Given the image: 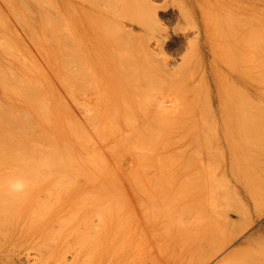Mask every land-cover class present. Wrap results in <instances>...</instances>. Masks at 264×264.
I'll use <instances>...</instances> for the list:
<instances>
[{"label":"rangeland","instance_id":"374dc122","mask_svg":"<svg viewBox=\"0 0 264 264\" xmlns=\"http://www.w3.org/2000/svg\"><path fill=\"white\" fill-rule=\"evenodd\" d=\"M171 4L160 16L172 34ZM172 35L182 41L167 51L177 65L187 37ZM67 50V0H0V216H99L102 264H187L225 238L205 264H264V41L250 50L260 60L256 87L237 73L227 81V124L241 130L228 149L201 93L209 122L185 133L182 121L160 136L98 134L85 125L82 90L69 84ZM110 153L116 166L104 168Z\"/></svg>","mask_w":264,"mask_h":264},{"label":"bare ground","instance_id":"6f19581e","mask_svg":"<svg viewBox=\"0 0 264 264\" xmlns=\"http://www.w3.org/2000/svg\"><path fill=\"white\" fill-rule=\"evenodd\" d=\"M171 3L176 16L168 21L177 23L172 34L187 37L185 54L177 65L167 51L171 45L181 49L182 41L173 40L171 26L160 16L169 0H67V76L70 86L84 94L85 125L112 137L158 136L159 127L178 123L170 129L172 133L183 121L185 133L192 122H209L204 115L207 111L197 103L201 93L212 115L210 121L219 124L215 131L228 149V139L240 129L227 124L233 99L225 87L235 73L252 87L258 82L260 60L250 50L258 51L264 41V0ZM18 5L24 6L22 2ZM181 21L189 27H180ZM167 88L181 94L172 97ZM195 133L201 135L202 127ZM114 154L105 155L104 168H115ZM125 158L133 163V157ZM146 165L152 166L150 161ZM106 174L104 181H126L115 173ZM99 233V216H0V264H102ZM222 244L201 249L187 264H205ZM237 252L225 254L220 261Z\"/></svg>","mask_w":264,"mask_h":264},{"label":"clouds","instance_id":"9594fccd","mask_svg":"<svg viewBox=\"0 0 264 264\" xmlns=\"http://www.w3.org/2000/svg\"><path fill=\"white\" fill-rule=\"evenodd\" d=\"M12 187L18 190L21 187V184L17 182L16 184H13Z\"/></svg>","mask_w":264,"mask_h":264}]
</instances>
